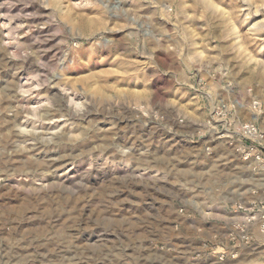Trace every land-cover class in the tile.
<instances>
[{"label": "rangeland", "instance_id": "rangeland-1", "mask_svg": "<svg viewBox=\"0 0 264 264\" xmlns=\"http://www.w3.org/2000/svg\"><path fill=\"white\" fill-rule=\"evenodd\" d=\"M244 123L264 0H0V264H264Z\"/></svg>", "mask_w": 264, "mask_h": 264}, {"label": "built area", "instance_id": "built-area-1", "mask_svg": "<svg viewBox=\"0 0 264 264\" xmlns=\"http://www.w3.org/2000/svg\"><path fill=\"white\" fill-rule=\"evenodd\" d=\"M241 136L245 141H249V149H253V145L257 148L253 155L250 152H243V161H250L257 163V167L254 168L258 174L264 173V148L262 142L264 141L263 133L252 123H244L241 125ZM244 149V147H243ZM260 233L264 235V216L260 219Z\"/></svg>", "mask_w": 264, "mask_h": 264}]
</instances>
